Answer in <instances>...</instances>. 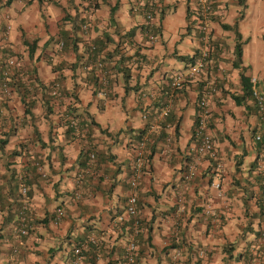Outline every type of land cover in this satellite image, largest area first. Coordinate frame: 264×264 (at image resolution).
<instances>
[{
  "label": "crops",
  "instance_id": "1",
  "mask_svg": "<svg viewBox=\"0 0 264 264\" xmlns=\"http://www.w3.org/2000/svg\"><path fill=\"white\" fill-rule=\"evenodd\" d=\"M149 3L153 41L144 31V9L137 10ZM212 7L207 71L174 91L172 77L191 63L182 57L200 54V32L186 0H0V76L10 54L21 61L11 96L0 89V264H69L73 248L90 239L81 264H125L132 238L135 264H169L176 253L179 264H264L256 170L264 142L254 139L264 120L252 97L240 103L233 98L243 93L241 69L233 66L234 25L244 73L264 95V0H212ZM90 18L88 30L77 27ZM132 29L133 36H124ZM103 31L112 40L102 54L117 50L103 61L111 72L101 97L96 77L82 64L94 60L89 47ZM66 36L75 38V46L61 49ZM54 82L60 85L56 97L50 93ZM204 95L221 168L191 151ZM25 100L32 101L29 113ZM157 118L137 189L141 231L133 237L125 208L134 135ZM70 119L82 125L79 132L67 127ZM194 160L196 175L186 180ZM86 168L75 198V174ZM21 183L30 208L28 233L18 237L13 227Z\"/></svg>",
  "mask_w": 264,
  "mask_h": 264
},
{
  "label": "built area",
  "instance_id": "2",
  "mask_svg": "<svg viewBox=\"0 0 264 264\" xmlns=\"http://www.w3.org/2000/svg\"><path fill=\"white\" fill-rule=\"evenodd\" d=\"M32 1V0H25ZM45 3L50 0H43ZM188 5V10L192 15L193 19L197 22V27L200 32V54L196 57L193 62H191L183 72L176 73L170 82L171 88L176 91L181 89L184 86V83L188 80L196 79L201 74L207 71L209 59L211 56V52L213 50V44L211 39V32L209 28V22L211 13L213 10L212 0H186ZM137 10L144 9L145 12V22H147V36L151 41L155 40L156 36L152 34L151 26L149 22L153 18L154 14V4L149 3L147 6L138 5ZM86 25L83 26L85 28ZM10 30V26L7 24L5 26L4 34L6 35ZM62 42L59 43V48L62 47ZM94 49L93 44H90V55L93 56L94 53H91ZM90 65L93 67H97L99 73L97 75L100 81V89L98 90V95L104 97L107 95L109 90V72L104 66V63L99 58H94ZM21 68L20 58L16 55H10L6 58L4 69L2 72V92L6 97L11 96L12 87H11V77L14 74H18ZM253 82H256L255 79H252ZM60 85L58 82H54L51 87V95L56 97L59 96ZM208 95H204L197 102V109L195 115V123H194V136L196 138L195 145L192 147L191 151L194 152L195 156H207L211 159L217 161L216 167L221 168L222 164L217 157V153L215 150L213 138L209 129V109H208ZM251 97L254 100V103L257 107V111L260 115V118L264 120V95L259 92L257 89L253 88ZM144 119H147V115L144 114L142 116ZM155 119L153 122H150L145 130V132L139 137L135 146H134V156H133V166L131 176L129 178V189L130 193L127 196L126 208L125 212L127 215L131 217V230L133 237L137 236L141 231V221L138 214V206H137V189L139 186V182L141 179V175L143 173V169L145 168L149 149H148V136L153 133V131L157 128V120ZM70 126H72L75 132H79L80 128L77 125V122L73 119H70ZM254 139L257 142H264V130L260 133L254 135ZM94 154H89V162L94 159ZM196 160L190 162L186 166V171L184 178L186 180H192L196 175ZM38 170L41 171V167L38 166ZM256 170L263 177L260 180V199L262 202L263 213L261 214L262 228L260 229V240L264 241V147L261 152H259V156L256 160ZM88 169L78 171L75 174V185L76 191L74 193V197L78 198L81 193V188L83 185L84 174L88 173ZM215 188H219V184L214 185ZM20 206L17 214V223L15 227H13V232L15 236H25L28 233L27 228V212L30 208V200L27 196V187L24 184H21L20 187ZM219 196H223L222 192H219ZM210 207L205 208V213H210ZM56 217H59V211L56 214ZM118 219L123 221V217L119 216ZM90 242H94V239H90L85 242L78 243L72 251V256L70 258L69 264H81L82 252L85 248H87ZM136 251V243L134 238L131 239L126 248L125 253V264H135V252ZM207 253L205 250H200L199 255L205 256ZM169 264H179V254L176 253L171 257Z\"/></svg>",
  "mask_w": 264,
  "mask_h": 264
},
{
  "label": "trees",
  "instance_id": "3",
  "mask_svg": "<svg viewBox=\"0 0 264 264\" xmlns=\"http://www.w3.org/2000/svg\"><path fill=\"white\" fill-rule=\"evenodd\" d=\"M9 1V0H8ZM39 2H42V3H45L43 0H39ZM132 10H133V8H132ZM114 13V8L112 7L111 9H110V17H109V20L110 21H113L112 20V18H113V14ZM77 22H80V23H77L78 25H77V27L79 28V26H80V28L82 29V30H84V31H86V30H88L91 26H92V18H90L89 20H88V22H85V23H82L81 24V20L80 21H77ZM84 25H86V27L85 28H83V26ZM224 27L225 28H232L231 26H229V25H224ZM233 28H234V30H235V33H236V37H237V41H236V44H235V46H234V51H233V56H234V60H233V66L235 67V68H240L241 69V71H240V81H241V86H242V91H243V93H242V95H240V96H236V95H233V98L237 101V102H245V100L246 99H249V98H251V95H252V91H253V88H254V85H255V82H253L252 81V79L249 77V76H246L245 75V73H244V70H243V67H242V60H241V56H242V45H241V43L239 42V40H240V34L237 32V30H236V25H234L233 26ZM114 30H116L117 31V29L115 28ZM116 31H114V33H116ZM144 31L147 33V25H146V28L144 27ZM151 31H152V34L153 35H155V31H153V27H151ZM134 35V30L132 29L131 31H129V32H126V34L124 35V36H126V37H131V36H133ZM111 35L110 34H108L107 32H105V31H103L98 37H97V39H95L96 41L94 42V43H92L93 44V46H94V49L92 50V52L91 53H94V55H93V57L94 58H99V59H101L100 58V54L101 55H103L102 53H103V51H104V49L106 48V47H108V45H107V43H108V41L110 40V38H111V40H112V37H110ZM75 38L74 37H67L66 36V38H64V40L62 41L61 40V42H62V47H61V49H63V48H69V47H73V46H75ZM25 43H26V41H25ZM30 46V45H29ZM28 48H30V47H28ZM90 48V47H89ZM114 50H117V46H116V48L114 49ZM114 50L113 51H110V49H108L107 50V52H105L106 54L105 55H103V58L101 59V61L103 62V61H105L106 62V58L109 56V55H112V53L114 52ZM29 53H30V49H29ZM11 55V54H10ZM9 55V56H10ZM99 56V57H98ZM182 58H184V61H186V62H188V61H191V62H193V60L195 59V56H193V57H182ZM5 61H6V59H5ZM4 64H5V62L3 63V68L1 69V76H0V89H1V92H2V72H3V69H4ZM82 66L85 68V69H89L88 71H90V72H92V74L94 75V77H96L95 79V81H96V84H97V89L96 90H99L100 89V81H99V79H97L98 77H97V75H98V73H99V70H98V68L97 67H93V66H91L90 64L88 65V63H85V64H82ZM105 66V68L107 69V71L109 72V75H110V72H111V68H109L108 66H106V65H104ZM109 80H110V76H109ZM96 90L94 91V93H96ZM2 94H3V92H2ZM3 97H5V98H8V97H6V96H4L3 95ZM30 102H32V101H29V102H27L26 100H25V105H27L26 107V110H25V113H29L30 112V107H31V103ZM155 120V119H154ZM154 120H152V121H150V122H153ZM77 125H79L80 126V128H81V124H78L77 123ZM83 126H84V124H83ZM210 126V125H209ZM67 127L69 128V129H72L74 132H75V130H74V128L72 127V126H70V122L69 123H67ZM209 129H210V127H209ZM144 131L145 130H138V131H136V134L134 135V138H135V140H136V142H137V140L139 139V137L144 133ZM151 135V134H150ZM149 135V136H150ZM212 135V134H211ZM149 136H148V139H149ZM193 138L195 139V142H196V138H195V136H194V129H193ZM148 141H150V140H148ZM260 143V145H261V142H259ZM149 143H147V145H148ZM264 144V143H263ZM148 149H149V155H148V161L150 160V154H151V151H150V147H149V145H148ZM82 153V152H81ZM208 156V155H207ZM94 160V159H93ZM257 160V159H256ZM148 163V162H147ZM147 165V164H146ZM37 169H38V167H37ZM89 173V172H88ZM259 173V172H258ZM263 177L259 174V183H260V180L262 179ZM21 184H24L26 187H27V185L25 184V183H21ZM76 186V185H75ZM75 191H76V188L74 189V193H75ZM19 193H20V189H19ZM27 196H28V198H29V195H28V187H27ZM73 196H74V194H73ZM20 197H21V194H20ZM29 200H30V198H29ZM261 201V200H260ZM137 206H138V199H137ZM29 211V210H28ZM263 213V207H262V202H261V205H260V216H261V214ZM27 225V224H26ZM262 221H261V226H260V229L262 228ZM259 234H260V230H259Z\"/></svg>",
  "mask_w": 264,
  "mask_h": 264
},
{
  "label": "rangeland",
  "instance_id": "4",
  "mask_svg": "<svg viewBox=\"0 0 264 264\" xmlns=\"http://www.w3.org/2000/svg\"><path fill=\"white\" fill-rule=\"evenodd\" d=\"M182 12H183V10H182ZM194 31V30H193Z\"/></svg>",
  "mask_w": 264,
  "mask_h": 264
}]
</instances>
